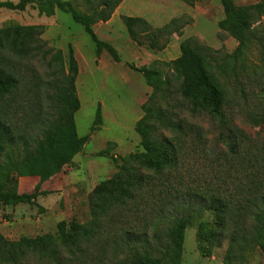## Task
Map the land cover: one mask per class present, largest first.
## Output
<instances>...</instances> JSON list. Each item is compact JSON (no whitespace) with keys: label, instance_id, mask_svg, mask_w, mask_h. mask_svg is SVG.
Instances as JSON below:
<instances>
[{"label":"rangeland","instance_id":"374dc122","mask_svg":"<svg viewBox=\"0 0 264 264\" xmlns=\"http://www.w3.org/2000/svg\"><path fill=\"white\" fill-rule=\"evenodd\" d=\"M234 1L246 5L260 0ZM74 4L80 10L86 9L82 0H75ZM130 4L133 8L117 10L108 21H99L93 26L98 37L116 50L119 60L107 48L98 55L96 43L70 13L56 8L49 16L40 13L35 5H29L24 11L0 7V29L14 23L43 25L41 38L47 42V48L54 49L44 58L31 59L24 70L25 92L33 106L35 97L41 106V111L31 106L24 112L29 113V117L40 113L44 121L56 113L54 96L65 79L63 76L68 73L71 45L79 65L75 81L80 100V108L75 114L76 130L79 136L89 135L83 150L76 154L72 163L44 184L51 192L38 198L43 211L28 203L0 204V234L5 237L17 240L48 233L59 239L62 220H90L89 195L93 189L118 171L122 157L144 150L136 124L144 115L142 105L150 98L152 87L135 68L156 60L170 76L173 92L171 98L160 101L183 126L177 133L165 131L167 136L181 139L183 151L178 165L154 180L157 183L159 177L165 183L167 176L174 178L166 186L171 200L161 216L163 223L180 215L182 205L195 196L192 192H196V188L205 191L214 186L217 179L233 184L257 172L264 177V16L253 25L254 42L243 56L234 58L238 41L219 27V21L225 16L221 0H130ZM127 13L150 16L151 19H146L150 29L137 26L138 36L133 39L123 19ZM174 19L179 20L176 25L180 29H165ZM187 39L206 47V54L221 77L226 93L223 118L194 110L178 93L179 81L174 79L165 63L181 55V43ZM58 49L64 53L63 63L52 57ZM216 63L222 66L221 70ZM36 90L39 91L37 94ZM98 108L102 122L93 130ZM234 133L239 134L238 138ZM245 135L251 139L247 149L244 148L248 142ZM229 141L240 143L239 154L235 152L237 147L233 151ZM109 142L115 146L107 152ZM35 186L33 177H25L19 183V191L32 192ZM12 188V185L0 182V190ZM163 191L162 198L157 193L139 201V210L132 216L129 210L132 206L126 204L106 217L103 228L85 243L83 257L88 263L118 264L130 250L126 248L121 252L120 247L125 243L126 231L134 230L133 226L137 229L145 227L152 233L150 219L138 220L143 214L140 208L156 211L155 208L164 204L167 190ZM189 191L192 196L184 194ZM196 199L198 196L190 202ZM212 219L213 213L206 211L187 226L181 264H223L226 241L214 248L211 256H205L196 241L200 222H211ZM248 259L250 264H264V255L258 249L252 250Z\"/></svg>","mask_w":264,"mask_h":264},{"label":"trees","instance_id":"16d2710c","mask_svg":"<svg viewBox=\"0 0 264 264\" xmlns=\"http://www.w3.org/2000/svg\"><path fill=\"white\" fill-rule=\"evenodd\" d=\"M74 1L0 0V7L24 11L29 5H35L40 13L49 16L56 8L70 13L74 21L82 24L90 34L98 55L107 48L119 60L116 50L98 37L93 26L99 21H108L123 0H82L85 10L78 9ZM221 3L225 16L219 21V27L238 41L233 57H241L256 38L253 25L264 16V0L246 5H239L234 0H221ZM123 19L133 39L138 36L137 26L144 25L150 29L148 21L142 17L124 16ZM178 21L174 19L165 29L173 27L178 31ZM43 31V25L17 23L0 29V182L13 186L7 191L0 190V204L28 203L38 206L41 211L44 207L38 202L39 196L51 192L42 189V184L70 165L89 139V135L79 136L76 130L75 114L80 108V100L75 81L79 65L71 45L68 73L63 76L65 79L54 96L56 113L44 121L40 113L29 117V113L24 112L33 106L24 89V70L31 59L44 58L54 51L47 48V42L41 38ZM208 56L206 47L187 39L181 43V55L165 64L170 67L174 79L179 81L178 93L194 110L223 118L226 102L224 84ZM52 57L62 63L64 61L61 49L56 50ZM159 63L156 60L150 65L135 68L152 87L150 98L142 105L144 115L136 124L144 150L122 157L118 171L93 189L89 195L90 220H62L59 239L48 233L17 240L0 234V264H93L83 257V250L85 243L103 228L104 219L126 204L132 206L129 207L132 216L148 195L156 196L158 193L162 198L163 190H167L164 204L155 208L156 211L140 208L143 214L138 220L150 219L152 233L145 227L137 229L135 226L134 230L126 231L125 243L120 248L121 252L126 248L130 250L118 264H181L186 228L206 211L213 213V219L200 222L196 233L197 244L205 256H211L214 248L222 246L225 241L223 264H250L248 254L256 249L264 255V177L259 172L233 184L217 179L218 182L205 191L195 187L196 192L192 193L198 199L191 203L195 196L190 197L189 203L182 205L180 215L163 223L161 216L171 200L166 186L174 178L167 176L165 183L159 177L157 183L154 180L167 171L170 173L178 165L183 151L181 139L167 136L165 131L177 133L183 126L160 101L161 98L163 101L171 98L173 92L170 76ZM216 65L222 69L219 63ZM37 98L33 107L41 111ZM101 122L98 108L92 129H98ZM238 135L234 133V137L238 138ZM244 137L248 141L244 147L247 149L251 139ZM228 143L233 151L240 147V143ZM114 146L115 143L109 142L105 151L112 150ZM235 152L239 154L241 150L238 148ZM25 177H33L36 181L32 192L19 191L20 178ZM184 194L192 196L190 191Z\"/></svg>","mask_w":264,"mask_h":264},{"label":"crops","instance_id":"0c3cea01","mask_svg":"<svg viewBox=\"0 0 264 264\" xmlns=\"http://www.w3.org/2000/svg\"><path fill=\"white\" fill-rule=\"evenodd\" d=\"M129 3H130V0H123L121 3H120V5L116 8V10H115V12L117 11V10H124V9H131V8H133L132 7V5L130 6L129 5ZM130 6V7H129ZM114 14V13H113ZM126 16H138V17H142V18H144V19H151V17L150 16H147V15H135L134 13H127L126 14ZM22 179L23 178H20V182L22 181ZM46 183V182H45ZM44 183V184H45ZM44 184H42V189H44V190H46L45 188H44Z\"/></svg>","mask_w":264,"mask_h":264}]
</instances>
